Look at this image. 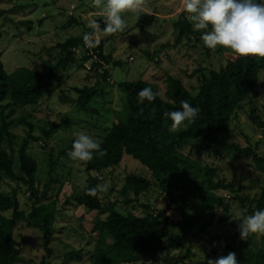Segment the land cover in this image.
Segmentation results:
<instances>
[{
	"label": "rangeland",
	"instance_id": "obj_1",
	"mask_svg": "<svg viewBox=\"0 0 264 264\" xmlns=\"http://www.w3.org/2000/svg\"><path fill=\"white\" fill-rule=\"evenodd\" d=\"M98 11L92 6V0H0V59L5 70L11 74L17 68L29 65L45 48L70 36L83 35L89 28L90 19H101ZM144 12L156 15L157 21L152 26L142 27L135 16L127 14L128 27L124 32L102 37L107 42L104 52L111 55L113 60L105 64L108 81L102 83L104 95L92 102L98 114L80 112L69 102L75 97L73 87L96 84L102 80L98 76L103 69L98 70L97 76L87 78L91 62L82 63L80 59L84 51L76 49L82 67L78 63L65 72L62 85L40 104L19 107L11 116L13 131L19 136H26L29 126L26 122L17 124L18 119L25 117L32 122L33 135L39 140L31 143L28 153L38 161L37 187L41 192L51 180L44 202H57L53 239L49 245L52 252L46 249L41 230L21 222L15 230L21 259L15 264H92L90 255L98 234L92 233L91 226L97 218L104 219L107 214L79 204L81 184L88 176L86 163L72 161L68 153L75 139L74 132L83 130L102 140L113 124L128 120L126 97L117 87L118 83L138 80L153 82L164 95L165 75L171 74L181 78L184 85L196 94V87L209 71L219 70L226 65V53L231 51H213L205 47L201 35L193 27L188 33L189 37H183L179 44L176 42L180 30L175 23L181 21L184 14L188 16L183 11L181 0H147ZM70 17H74L78 24L66 26ZM254 92L232 117L230 142L242 148L250 146L257 149L259 155L264 157V126L250 118L254 111V115L264 123V69ZM63 97L67 101L61 100ZM47 131L50 132L48 136L45 134ZM183 152L188 159V163L183 165V176L154 177L144 165L129 155H125L116 167L101 174L94 171L90 174L98 177L100 184H110L108 191L100 194L101 199L106 205L115 204L121 211H130L139 216L147 212L165 211L170 220L181 219L182 210L189 213L195 218V227L190 232L183 233L164 224V233L182 245L173 250L172 255L182 251L188 255L185 259L187 264L198 261L207 263L209 259L229 253L226 245L237 231L240 219L247 215L241 202L233 198L238 194L246 199V207L249 206L250 201H255L261 192L264 174L251 158L240 156L234 159L230 149L224 152L222 158L209 156L197 147H186ZM206 166L217 167L219 178L233 183L236 190V193L230 189L218 191L229 203L230 210L216 211L215 217L202 215L199 210L201 197L207 190ZM130 173L147 177L151 181L149 191L138 197L133 193L125 197L121 190ZM0 186L6 193H16L25 213L32 210L34 201L25 185L4 177ZM4 214L10 217L12 211ZM221 217L224 223L218 222ZM261 237L259 234L255 236L259 244H262ZM154 263L151 259H140L135 264Z\"/></svg>",
	"mask_w": 264,
	"mask_h": 264
},
{
	"label": "trees",
	"instance_id": "obj_2",
	"mask_svg": "<svg viewBox=\"0 0 264 264\" xmlns=\"http://www.w3.org/2000/svg\"><path fill=\"white\" fill-rule=\"evenodd\" d=\"M98 21L103 27L102 18ZM156 21L155 14L146 12L136 18V22L142 27H150ZM72 24H78L74 17H70L66 26ZM175 27L180 30L176 40L179 44L183 37H189L192 24L184 14L183 19L175 23ZM89 31L91 29L88 28L85 33ZM197 34L202 35L198 31ZM83 35L70 36L45 48L29 65L17 68L11 74L7 73L0 59V181L6 177L25 185L34 201L32 210L25 213L16 193H6L0 186V264H15L21 259V248L15 236V230L21 222L41 230L44 245L49 253L52 252L49 245L53 239L57 202H44L52 181L45 185L43 191H39L38 161L28 153L31 143L39 138L33 135V124L25 117H20L17 124L26 122L29 131L26 136L17 135L13 131V121L10 118L19 107L40 104L62 85L63 74L79 63L76 49L84 51L80 59L82 63L91 62L87 78L97 76L98 70L103 69L98 76L102 80L96 84L73 87L75 97L69 99V102L80 112L98 114L92 102L104 95L102 83L108 81L105 64H110L113 59L104 52L106 40H101L97 47L85 48ZM226 57V65L219 70L209 71V74L200 80L195 89L196 94L184 85L181 78L171 74L165 75L164 95L153 82L138 80L118 83L117 87L126 97L125 110L128 120L115 123L107 130L101 145L102 149L107 150V155L100 157L94 153L93 159L86 163L88 187L100 184V179L90 174L92 171L101 174L116 167L125 155L139 161L154 177L183 176V165L188 163L187 155L183 152L186 147L201 148L209 156L218 158H222L224 152L230 149L234 159L240 156L251 158L254 165L264 174V157L259 155L257 149L250 146L242 148L230 142L232 117L242 103L255 94L254 90L260 82V73L264 69V60L239 58L232 52H227ZM79 66L82 67V64ZM146 87L158 91L160 95L151 103L145 100L141 104L137 94ZM61 100L67 101L66 97ZM182 100L198 107L200 112L195 123L185 122L186 126L171 132V120L166 118L164 113L181 110ZM250 118L254 123L264 126L260 117L254 115V111ZM45 134L48 136L50 132ZM204 170L207 190L201 197L199 210L202 215L215 217L216 211L230 210L229 203L218 191L230 189L236 193V190L233 183H226L219 178L217 167L206 166ZM150 186L151 181L147 177L130 173L126 176L121 192L125 197L130 193L138 197L141 193L149 191ZM100 194L90 196L85 194L82 188L79 199L81 206L107 214L104 219L97 218L91 226L92 233L98 234L90 255L92 264H135L140 259L154 260V264H187L185 259L188 255L182 251L172 255L173 250L182 245L167 237L163 227L167 224L180 232L188 233L195 227L194 217L185 210H182L179 220H170L165 211L147 212L139 216L130 211H121L115 204L106 205ZM233 199L241 202L247 215L264 210V177L258 198L255 201L249 200V206L246 207V199L238 194ZM6 211H12L10 217L4 214ZM224 221L222 217L218 219L219 223ZM256 235H250L246 240L240 238L238 230L231 235L226 249L236 254L238 264H264V235L261 237L262 244L255 241ZM194 264L207 263L198 261Z\"/></svg>",
	"mask_w": 264,
	"mask_h": 264
},
{
	"label": "clouds",
	"instance_id": "obj_3",
	"mask_svg": "<svg viewBox=\"0 0 264 264\" xmlns=\"http://www.w3.org/2000/svg\"><path fill=\"white\" fill-rule=\"evenodd\" d=\"M183 11L192 24L193 30L201 32L205 47L216 51L229 50L239 58H264V0H181ZM92 6L98 9L103 27L96 19H90L91 31L84 33L83 41L89 48L99 46L102 37L122 33L128 27L127 14L136 18L147 8V0H92ZM138 102L149 103L160 95L158 91L146 87L138 92ZM181 110L165 112L171 120L169 131H179L185 122L191 124L200 112L187 100L180 102ZM142 111V110H141ZM74 141L68 156L72 161L88 163L94 153L100 157L107 155L102 149V140L94 138L83 130L73 133ZM81 187L85 194L97 196L106 193L110 184H97L89 188L86 180ZM238 225L240 238L246 240L250 235H264V210H257L251 215L243 216ZM207 264H238L236 254L229 252L226 256L209 259Z\"/></svg>",
	"mask_w": 264,
	"mask_h": 264
},
{
	"label": "built area",
	"instance_id": "obj_4",
	"mask_svg": "<svg viewBox=\"0 0 264 264\" xmlns=\"http://www.w3.org/2000/svg\"><path fill=\"white\" fill-rule=\"evenodd\" d=\"M85 48H88V47L85 45Z\"/></svg>",
	"mask_w": 264,
	"mask_h": 264
}]
</instances>
